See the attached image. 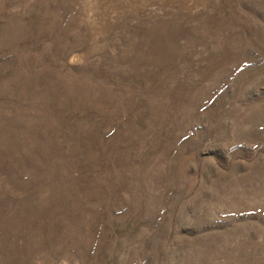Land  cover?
Masks as SVG:
<instances>
[{"label":"rangeland","instance_id":"obj_1","mask_svg":"<svg viewBox=\"0 0 264 264\" xmlns=\"http://www.w3.org/2000/svg\"><path fill=\"white\" fill-rule=\"evenodd\" d=\"M0 264H264V0H0Z\"/></svg>","mask_w":264,"mask_h":264}]
</instances>
